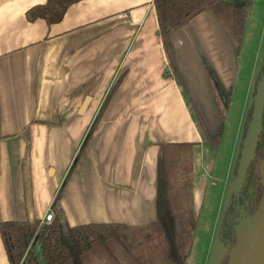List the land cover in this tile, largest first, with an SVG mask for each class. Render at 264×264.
<instances>
[{
  "label": "crops",
  "instance_id": "1",
  "mask_svg": "<svg viewBox=\"0 0 264 264\" xmlns=\"http://www.w3.org/2000/svg\"><path fill=\"white\" fill-rule=\"evenodd\" d=\"M45 2L0 0V223L39 222L52 210L119 76L63 191L59 209L67 225H151L164 143L193 145L195 212L217 153L190 106L203 120L217 117L209 68L230 93L229 108L240 57L215 16L206 11L171 33L172 67L153 0H84L58 24L29 23L27 11ZM252 82L253 73L238 89L244 111ZM239 118L228 141L227 176ZM0 264H8L1 238Z\"/></svg>",
  "mask_w": 264,
  "mask_h": 264
},
{
  "label": "trees",
  "instance_id": "2",
  "mask_svg": "<svg viewBox=\"0 0 264 264\" xmlns=\"http://www.w3.org/2000/svg\"><path fill=\"white\" fill-rule=\"evenodd\" d=\"M84 0H46L26 13L33 23L43 20L47 25L58 24L67 10ZM159 34L170 65L172 50L169 38L172 32L183 28L200 14L210 11L221 25L236 55L240 53L250 0H153ZM216 95L215 108L221 122L229 105L230 93L224 91L212 70H207ZM117 79L97 118L79 150L69 173L59 189L51 207L57 214L54 221L41 227L34 238L39 222L0 223V238L8 264H187L196 221L193 195V145L189 143L160 144L156 173V218L151 225L130 227L115 224L82 225L68 227L59 209L63 191L85 146L100 121L111 95L121 82ZM264 77V65L255 78L251 97ZM252 99V98H251ZM252 100L242 125L243 139L250 121ZM208 137V139H207ZM222 137V127L214 135L205 136L208 144L216 148ZM241 146H239L240 149ZM264 161V109L261 132L258 135L253 158L238 195L232 194L221 215L216 242L225 253L219 264H229L238 244L240 223L253 217L263 196L259 165ZM237 161L233 170L235 174ZM244 197V200L238 198ZM34 238V240H33ZM33 240V241H32Z\"/></svg>",
  "mask_w": 264,
  "mask_h": 264
},
{
  "label": "rangeland",
  "instance_id": "3",
  "mask_svg": "<svg viewBox=\"0 0 264 264\" xmlns=\"http://www.w3.org/2000/svg\"><path fill=\"white\" fill-rule=\"evenodd\" d=\"M250 1L251 6L246 18L243 41L240 50L238 76L236 77L237 81L232 94L233 100L228 108V111H226L223 123L221 122L219 115H217V117L215 116L216 118L211 121L203 120L200 113L194 110V108L198 109V106H190L195 118L197 119L196 121L204 134V137L207 136L208 133L209 135L216 134L221 127L222 137L219 145L215 148V152L217 153V158L215 160L216 164L210 172L211 177L206 186L205 193L200 199L198 198L195 205L196 228L187 264H215L222 252L221 246H219L216 242V238L222 211L231 193V174L230 176H227L226 174L228 167L227 160L231 154L230 152V154L227 155L228 141L231 142L230 140L232 138V123H235L237 117H240V125L237 127L239 136L235 149V152L237 153L241 139L242 123L248 110L247 108L249 107L247 104L244 111V108L243 106L241 108L240 103L239 105L236 104L239 99L237 95L239 92L238 89L241 82H248L250 74L253 73V82L251 87L252 94L254 78L262 61V59L260 61L259 56L261 54L262 44L264 43V4L263 2L261 3V0ZM243 91H245V88ZM250 101L251 99L249 102ZM207 139L205 138V142L210 146V144L207 143L209 142ZM234 162L235 158L232 162V170Z\"/></svg>",
  "mask_w": 264,
  "mask_h": 264
},
{
  "label": "water",
  "instance_id": "4",
  "mask_svg": "<svg viewBox=\"0 0 264 264\" xmlns=\"http://www.w3.org/2000/svg\"><path fill=\"white\" fill-rule=\"evenodd\" d=\"M252 110L250 121L247 124V128L243 139H240L238 150L235 157V164L237 166L235 174L233 176V170L231 173V193L238 195L241 191L247 169L253 158L254 150L258 135L261 132L262 115L264 109V77L257 84L255 93L252 97ZM88 99L81 107V111L87 106ZM260 183L264 189V161L259 165ZM230 198V197H229ZM226 205V204H225ZM238 244L233 251L229 264H264V191L262 200L259 205L257 213L251 217L244 219L237 231ZM221 256L215 264H219L223 257L224 249L221 244Z\"/></svg>",
  "mask_w": 264,
  "mask_h": 264
},
{
  "label": "built area",
  "instance_id": "5",
  "mask_svg": "<svg viewBox=\"0 0 264 264\" xmlns=\"http://www.w3.org/2000/svg\"><path fill=\"white\" fill-rule=\"evenodd\" d=\"M54 221V215L52 213V211H47L46 215L42 218V220L39 221V225L38 227L35 229L34 232V238L36 237V235L39 233V230L41 229V227L45 226V225H49ZM33 238V240H34ZM32 240V241H33Z\"/></svg>",
  "mask_w": 264,
  "mask_h": 264
},
{
  "label": "flooded vegetation",
  "instance_id": "6",
  "mask_svg": "<svg viewBox=\"0 0 264 264\" xmlns=\"http://www.w3.org/2000/svg\"><path fill=\"white\" fill-rule=\"evenodd\" d=\"M259 57H260V61H261V59H262L260 66L262 65V63H263V65H264V43L262 44L261 54H260ZM258 59H259V58H258ZM259 68H260V67H259ZM238 199L244 200V197H242V198L239 197Z\"/></svg>",
  "mask_w": 264,
  "mask_h": 264
}]
</instances>
